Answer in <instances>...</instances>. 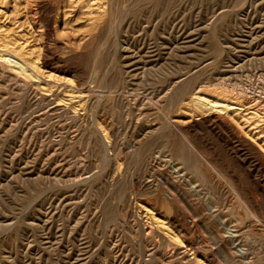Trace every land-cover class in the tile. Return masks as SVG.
Wrapping results in <instances>:
<instances>
[{"label":"rangeland","instance_id":"rangeland-1","mask_svg":"<svg viewBox=\"0 0 264 264\" xmlns=\"http://www.w3.org/2000/svg\"><path fill=\"white\" fill-rule=\"evenodd\" d=\"M13 1L3 0L2 3L0 2V28L2 27L4 31L2 32L1 30L0 33L3 35L8 34L7 36L10 38L8 39L11 41H17V45L18 43L21 45L23 53L29 51L25 53L26 58L28 54L31 59H27L31 63L32 61L34 62L32 65L36 64V66H29L38 72L33 77L36 81L28 75H22L19 71L15 70L14 72L13 69L0 65V68L2 67L0 69V264H192L189 257L184 258L166 247L168 240L165 239L168 236L159 231L157 226L153 227L151 223H148L149 225L144 223L146 222L144 219L145 212L150 211L151 213L153 206L149 203L150 201L148 202V197L150 198L152 195L151 192L146 187H143V182L150 176L151 172L147 176L145 168L135 164L139 147L134 144L140 141L143 143V147H147L148 144V148H152L158 142L157 145L161 151L177 149L188 160L190 159V162L203 164L198 169L200 170L199 172H203L207 176L211 174L215 179H219L223 175H219L214 170L211 171L207 162L218 163V160H220L219 163H223V161L224 163H231V168L228 170L230 173H228L233 178V181L237 175L243 173L236 180L243 181L245 189L249 188L248 192L252 191V196H255V199L260 204L257 218L254 216L250 217L248 213L246 222L248 258L253 264H264V209H262L264 207V180L252 166L253 161L260 156L264 157V147L260 145L263 142L257 145L256 136L254 138V134H252L255 131L250 132L252 127L249 123L242 122L243 119L240 118L236 120L237 125L235 126L240 130L242 129L241 131L245 137L244 142L247 144L246 150H243L232 136L223 133L218 127L216 130L208 131L199 126L191 130L192 135L189 137L190 142L201 148V151L197 153L189 147L183 138L177 136L179 135L178 132L174 134V131H176L174 129L175 126L171 124L175 120L188 122L193 120V118L196 120V118L201 117L192 113L191 119V113L188 112L189 114H187L184 109L182 110L180 103L178 104L181 106L176 105L186 93L185 97L189 98L191 95L188 90L189 87L190 90L196 89L195 92H199L202 96L212 100H217V95L222 91L231 90L232 92L228 91V98L236 96V98L244 99L247 96L250 100L248 101L246 97L244 100L247 103L250 102V105L254 103V106L257 105L258 108L260 107V109L264 110V1L73 0L74 3L72 0H64V2L63 0ZM21 4L23 6H20ZM57 4L59 5L57 6ZM18 6L20 9H18ZM82 8L85 9L84 12ZM25 9L26 14L29 13L30 16H26ZM17 10L22 11H19V13ZM219 12H223V14L220 15ZM40 15L41 18L43 17L42 19H40ZM46 20L48 21L47 23ZM88 21L90 22L88 23ZM50 26L51 28L49 29ZM11 29H14L13 32H11ZM9 32L14 38L9 35ZM24 49L27 50L25 51ZM71 49L74 51L71 52ZM76 53L78 56H76ZM68 56H72V60H69L71 58H67ZM217 57L219 61L216 59ZM207 63L209 66L204 65ZM197 70L200 71L198 72ZM87 71L88 73H86ZM193 72H198L194 74L196 78L193 76ZM181 73L184 74L181 84L177 86L179 89L175 87L176 90L174 89L175 91H173V87H171L173 83L171 82L178 76L181 77ZM191 74L192 76H190ZM21 75L22 78L20 77ZM188 75L190 76L189 78L186 77ZM85 78H87V81ZM42 79L44 80L42 81ZM102 82L103 84H101ZM191 84H194L193 89ZM183 88H186L185 92ZM70 90L71 92L75 91L83 94V108H75L72 103L65 99V95L67 96ZM181 90H183V94H181L182 92L180 93ZM167 92L170 93L167 94ZM178 92L182 95V98L180 94H177ZM168 95L171 97L175 96L171 98ZM178 96L180 98H177ZM49 102L51 103L49 104ZM58 102L59 108L56 105ZM89 103L90 107H88ZM172 105L176 106V108L172 107ZM111 106H113V109ZM177 108L178 110H176ZM115 109H117L116 112ZM173 112H176V115ZM71 113L72 115H70ZM115 114L116 116L120 115L118 118L121 119L119 120ZM183 114L186 115L183 116ZM187 115L190 119H188ZM114 116L116 119L112 118ZM170 119L173 120L170 121ZM112 120L114 123H111L113 122ZM106 122L109 124L108 127ZM91 123L96 125L94 124L95 126L93 125V127L90 125ZM135 123L136 126H134ZM138 123L141 124L139 125ZM137 125L140 127H137ZM161 125L164 130L160 128ZM188 125L190 126L188 123L186 127H189ZM246 125L249 126L247 127ZM149 128L151 130L158 128L161 131L159 133L157 130V133L149 134ZM100 129L103 130L101 131ZM172 129L173 131H171ZM246 129L248 130L246 131ZM90 130H92V133ZM131 131L132 134H130ZM76 132L78 134L75 135ZM96 132L99 133L96 135ZM247 133L250 134L248 135ZM91 134L92 136H90ZM217 134L219 135L217 136L218 138L214 137ZM104 136H108V138H104ZM87 137L88 139L86 140ZM158 137H162L161 140ZM250 137H253V142H251L253 139ZM123 140H126V144ZM199 141L203 144H200ZM91 142H93L92 147ZM225 145L229 146L230 153L225 149ZM109 148L113 150H108ZM106 149L109 152L108 154ZM216 153L218 155L214 156ZM226 153L228 154L226 155ZM102 154L104 155L102 156ZM246 156H248V159ZM244 160L246 163L245 169H240L238 163L244 162ZM113 161L117 162L114 163L115 166ZM137 172L139 174H136ZM106 173L108 176L105 175ZM133 173L135 175H131ZM245 176L248 177L245 178ZM243 178L244 180H242ZM102 183L108 188H104ZM257 183L262 186L263 192L255 188ZM245 184H247V187ZM139 190L142 191V194ZM145 190H148L149 193ZM235 190L238 191L236 185ZM116 193L118 194L116 195ZM134 195L137 196L136 200ZM122 196L125 200L122 199ZM143 198L145 199L143 200ZM114 202L117 205L119 204V207L114 205ZM135 203H138L139 207ZM123 205H125L124 208ZM140 206L146 207V209ZM149 207L151 209L148 210ZM136 209L137 211H135ZM187 212L181 211V215L186 218L187 223H191L192 219L194 220L195 212L194 210ZM240 213H243L244 216L246 215L245 210H241ZM135 214L136 217H134ZM125 215L127 216L126 219ZM142 215L144 216L142 217ZM197 223L196 221L194 227L197 240L203 245L214 247V242L210 240L207 229ZM147 228L155 230L159 243L155 241L156 239H152L150 235H147L149 234V231L146 230Z\"/></svg>","mask_w":264,"mask_h":264},{"label":"bare ground","instance_id":"bare-ground-1","mask_svg":"<svg viewBox=\"0 0 264 264\" xmlns=\"http://www.w3.org/2000/svg\"><path fill=\"white\" fill-rule=\"evenodd\" d=\"M3 1V0H2ZM2 1H0L2 3ZM16 0H14L13 2H15ZM33 1V0H32ZM39 1V0H38ZM43 1V0H41ZM59 1V0H58ZM68 1V0H66ZM78 1V0H77ZM83 1V0H81ZM101 1V0H100ZM264 1V0H263ZM18 2V0H17ZM26 2V1H25ZM24 2V3H25ZM37 2V0H36ZM62 2V1H61ZM64 2V0H63ZM70 2V1H69ZM73 2V0H72ZM110 2V1H109ZM0 3V4H1ZM23 3V4H24ZM35 3V2H33ZM58 3V2H57ZM74 3V2H73ZM77 3V2H76ZM80 3V2H79ZM92 3V2H91ZM15 4V3H14ZM17 4V3H16ZM30 4V3H29ZM32 4V3H31ZM41 4V3H40ZM43 4V3H42ZM71 4V3H70ZM84 4V3H83ZM88 4V2H87ZM258 4V3H257ZM25 5V4H24ZM56 5V4H55ZM59 4H57L58 6ZM66 5V4H65ZM69 5V4H68ZM77 5V4H76ZM81 5V4H80ZM90 5V4H89ZM92 5V4H91ZM126 5V4H125ZM151 5V4H150ZM155 5V4H154ZM239 5V4H238ZM20 6H23L22 4ZM41 6V5H39ZM48 6V5H47ZM46 6V8H47ZM74 6V5H73ZM78 6V5H77ZM84 6V5H83ZM88 6V5H87ZM86 6V7H87ZM98 6V5H96ZM15 7V5H14ZM13 7V8H14ZM33 7V6H32ZM64 7V5H63ZM81 7V6H80ZM85 7V8H86ZM105 7V6H104ZM26 8V6H25ZM52 8V7H51ZM50 8V9H51ZM60 8V7H59ZM70 8V7H69ZM77 8V7H76ZM75 8V9H76ZM108 8V7H107ZM130 8V7H128ZM16 9H17V6H16ZM18 9H20V7L18 6ZM22 9V8H21ZM24 9V8H23ZM28 9V8H27ZM31 9V8H29ZM83 9V8H82ZM103 9V8H102ZM110 9V8H109ZM121 9V8H120ZM207 9V8H206ZM35 10V9H34ZM53 10V9H52ZM55 10V9H54ZM67 10V9H66ZM85 9H83V12H84ZM94 10V9H92ZM131 10V9H130ZM16 11V10H15ZM20 11V10H19ZM17 10V12H19ZM22 11V10H21ZM20 11V12H21ZM41 11V10H40ZM64 11V10H63ZM75 11V10H73ZM81 11V10H80ZM87 11V10H86ZM90 11V10H89ZM198 11V10H197ZM220 11V10H219ZM225 11V10H223ZM230 11V10H229ZM1 12V10H0ZM19 12V13H20ZM68 12V11H67ZM105 12V11H104ZM137 12V11H136ZM242 12V11H241ZM14 14V12H12ZM18 13V14H19ZM41 13V12H40ZM47 13V12H46ZM64 13V12H63ZM88 13V12H87ZM114 13V12H113ZM112 13V14H113ZM217 13V12H216ZM220 15L223 14V12H219ZM227 13V11H226ZM225 13V15H226ZM17 14V13H16ZM15 14V15H16ZM25 14H26V9H25ZM49 15V13H47ZM53 14V13H52ZM73 14V13H72ZM80 14V13H78ZM85 14V13H84ZM1 15V14H0ZM3 15V14H2ZM8 15V14H7ZM11 15V14H10ZM29 15L26 14V16ZM31 15H33L31 13ZM66 15V14H65ZM83 15V14H82ZM80 15V16H82ZM105 15V14H104ZM132 15V14H130ZM165 15V14H164ZM263 15V14H262ZM25 16V15H24ZM30 16V15H29ZM52 16V15H51ZM69 16V15H67ZM79 16V15H78ZM86 16V14H85ZM103 16V15H102ZM218 16V15H217ZM224 16V15H223ZM34 17V16H33ZM57 17V16H56ZM70 17V16H69ZM68 17V18H69ZM77 17V15H76ZM122 17V16H121ZM239 17V16H238ZM36 18V16H35ZM43 18V17H42ZM41 18V15H40V19ZM45 18V17H44ZM49 18V16H48ZM78 18V17H77ZM84 18V17H83ZM94 18V17H93ZM99 18V17H98ZM107 18V17H106ZM119 18V17H118ZM152 18V17H151ZM220 18V17H219ZM15 19V18H14ZM64 19V17H63ZM67 19V18H66ZM86 19V18H85ZM88 19V18H87ZM1 20V19H0ZM18 20V19H17ZM24 20V19H23ZM35 20V19H34ZM48 20V19H47ZM46 20V23L49 21ZM99 20V19H98ZM102 20V19H101ZM116 20V19H115ZM132 20V19H131ZM6 21V20H5ZM12 21V20H11ZM58 21V20H57ZM68 21V20H67ZM111 21V20H110ZM114 21V20H113ZM19 22V21H18ZM51 22V21H50ZM90 21H88L89 23ZM108 22V21H107ZM11 23V22H10ZM29 23V22H28ZM39 23V22H38ZM41 23V22H40ZM44 23V22H43ZM45 23V25H47ZM69 23V22H68ZM102 23V22H101ZM228 23V22H227ZM252 23V22H251ZM5 24V23H4ZM12 24V23H11ZM9 24V25H11ZM66 24V22H65ZM64 24V25H65ZM104 24V23H103ZM146 24V23H145ZM14 25V24H13ZM50 25V23H49ZM63 25V26H64ZM68 25V24H67ZM74 25V23H73ZM98 25V24H97ZM216 25V24H215ZM3 26V25H2ZM5 26V25H4ZM12 26V25H11ZM22 26V25H21ZM20 26V27H21ZM39 26V25H38ZM71 26V25H70ZM89 26V25H88ZM101 26V24H100ZM107 26V25H106ZM128 26V25H127ZM24 27V26H23ZM102 27V26H101ZM113 27V26H112ZM4 28V27H3ZM22 28V27H21ZM21 28H19L21 30ZM48 28V27H47ZM51 28V26L49 27V29ZM120 28V27H119ZM6 29V28H5ZM9 29V28H8ZM30 29V28H29ZM72 29V28H71ZM110 29V28H109ZM2 29V27L0 28V31ZM13 32L14 29H11ZM17 30V29H16ZM105 30V29H104ZM102 31V30H101ZM7 32V31H6ZM39 32V31H38ZM62 32V31H61ZM82 32V31H80ZM195 32V31H194ZM25 33V32H24ZM30 33V32H29ZM47 33V32H46ZM105 33V32H104ZM28 34V33H27ZM8 34H1L0 33V65L2 66H5V68H8V69H13V71L15 72L16 71H19V73L21 72L22 75H28L29 77H35V75L37 74L36 72V69H31L29 65H32V63H34L32 61L27 59V58H30L31 57H28V54H27V58H26V54L25 53H28L29 51L23 53V49L21 48V45H17V41H11L9 40V36H7ZM9 35H10V32H9ZM16 35V34H15ZM51 35V34H50ZM53 35V34H52ZM87 35V34H86ZM95 35V34H94ZM12 37V35H10ZM22 36H25V35H22ZM31 36V35H30ZM178 36V35H177ZM260 36V35H259ZM16 37V36H15ZM38 37V36H37ZM46 37V36H45ZM84 37V36H82ZM9 38V39H8ZM14 38V36L12 37ZM11 38V39H12ZM24 38V37H23ZM39 38V37H38ZM72 38V37H71ZM89 39V37H87ZM235 38V37H234ZM17 39V38H16ZM15 39V40H16ZM83 39V38H82ZM87 39V40H88ZM102 39V38H101ZM72 40V39H71ZM85 40V39H84ZM136 40V39H135ZM220 40V39H219ZM32 41V40H31ZM30 41V42H31ZM34 41V40H33ZM22 42V41H21ZM25 42V41H24ZM23 42V43H24ZM29 42V43H30ZM80 42V41H79ZM78 42V44H79ZM225 42V41H224ZM34 43V42H33ZM71 43V42H70ZM28 44V43H27ZM35 44V43H34ZM84 44V43H83ZM259 44V43H258ZM30 45V44H29ZM66 46V44H64ZM69 45V44H67ZM219 45V44H218ZM32 47V46H31ZM86 47V45H85ZM98 47V46H97ZM221 47V46H220ZM249 47V46H248ZM252 47V46H251ZM23 48H25L23 46ZM27 48V47H26ZM69 48V47H67ZM73 48V46H72ZM77 48V47H75ZM228 48V47H227ZM33 49V48H32ZM64 49V47H63ZM66 49V47H65ZM127 49V48H126ZM25 50V49H24ZM27 50V49H26ZM25 50V51H26ZM54 50V49H53ZM69 50V49H68ZM66 50V51H68ZM72 50V49H71ZM224 50V49H223ZM74 50H72L71 52H73ZM222 51V50H221ZM75 53V52H74ZM177 53V52H176ZM222 53V52H221ZM68 54V53H67ZM66 54V55H67ZM70 54V52H69ZM149 54V53H148ZM57 55V54H56ZM73 55V53H72ZM223 55V54H222ZM227 55V54H226ZM251 55V54H250ZM54 56V55H53ZM58 56V55H57ZM62 56V55H61ZM76 56L77 53H76ZM75 56V57H76ZM225 56V55H224ZM249 56V55H248ZM39 57V56H38ZM59 57V56H58ZM72 56H68L67 58H71ZM192 57V56H191ZM214 57V56H212ZM219 57V56H218ZM218 57L216 58L218 60ZM239 57V56H238ZM33 58V57H32ZM60 58V57H59ZM66 58V57H65ZM78 59V57H76ZM84 58V57H83ZM104 58V57H103ZM129 58V57H128ZM142 58V57H141ZM253 58V57H252ZM41 59V58H40ZM58 59V58H57ZM154 59V58H153ZM211 59V58H210ZM214 59V58H213ZM34 61H36L35 59H32ZM60 60V59H59ZM62 60V59H61ZM66 60V59H65ZM68 60V59H67ZM69 60H72L69 59ZM82 60V59H81ZM98 60V59H97ZM106 60V59H105ZM207 60V59H206ZM251 60V59H250ZM74 61V60H73ZM148 61V60H147ZM208 61V60H207ZM219 61V60H218ZM217 61V62H218ZM37 62V61H36ZM66 62V61H65ZM31 63V64H30ZM68 63V61H67ZM103 63V62H101ZM106 63V62H105ZM205 63V62H204ZM38 64V63H37ZM41 64V63H40ZM74 64V63H73ZM77 64V63H76ZM113 64V63H112ZM213 64H215L213 62ZM105 65V64H104ZM204 65H208L207 64H204ZM228 65V64H227ZM32 66H36L35 65H32ZM209 66V65H208ZM207 66V67H208ZM39 67V66H38ZM200 67V66H199ZM203 67V66H202ZM201 67V68H202ZM205 67V66H204ZM2 68V67H1ZM0 68V69H1ZM4 68V67H3ZM209 68V67H208ZM198 69V68H197ZM204 69V68H203ZM205 69H207L205 67ZM3 70V69H2ZM41 70V69H40ZM104 70V69H103ZM195 70V69H193ZM232 70V68H231ZM234 70V68H233ZM12 71V70H11ZM94 71V70H92ZM143 71V70H142ZM198 72L200 70H197ZM5 72V71H4ZM104 72V71H103ZM190 72V71H189ZM197 72V73H198ZM202 72V71H201ZM3 73V72H2ZM17 73V72H16ZM20 73V74H21ZM88 73V71L86 72ZM92 73V72H91ZM196 73V72H195ZM193 72V76L195 74ZM196 73V74H197ZM18 74V73H17ZM43 74V72H42ZM99 74V73H98ZM110 74V73H109ZM182 74V73H181ZM184 74V73H183ZM183 74L181 77L178 76V78H176L175 80H173V83L171 87L173 91H175V87L179 86L182 82V79H183ZM227 74V73H226ZM19 75V74H18ZM22 75L20 76L22 78ZM40 75V74H39ZM85 75V74H84ZM102 75V74H101ZM186 75V74H185ZM257 75V74H256ZM43 76V75H42ZM46 76V75H45ZM52 76V75H51ZM49 76V77H51ZM170 76V75H169ZM174 76V75H173ZM177 76V74H176ZM192 76V74L190 75ZM189 75L186 76V77H190ZM197 76V75H196ZM41 77V75H40ZM54 77V76H53ZM84 77V76H83ZM175 77V76H174ZM195 77V76H194ZM193 77V78H194ZM43 78V77H42ZM52 78V77H51ZM94 78V77H93ZM187 78V79H188ZM196 78V77H195ZM194 78V79H195ZM9 79V78H8ZM34 79V78H33ZM55 80V77L53 78ZM64 79V78H63ZM62 79V80H63ZM86 81H87V78H85ZM194 79H191V80H194ZM203 79V78H202ZM264 79V78H263ZM19 80V79H18ZM17 80V82H18ZM29 80V79H28ZM32 80V79H31ZM30 80V81H31ZM36 80V79H34ZM44 79H42L43 81ZM51 80V79H50ZM67 80V79H66ZM100 80V79H99ZM98 80V81H99ZM27 81V80H26ZM37 81V80H36ZM46 81V79H45ZM49 81V80H48ZM56 81V80H55ZM167 81V80H166ZM165 81V82H166ZM185 81V80H184ZM201 81V80H200ZM34 82V81H33ZM39 82V81H38ZM47 82V81H46ZM58 82V81H57ZM68 82V81H67ZM72 82V81H71ZM188 82H190L188 80ZM193 82V81H191ZM225 82V81H224ZM227 82V81H226ZM35 83V82H34ZM66 83V82H64ZM85 83V82H84ZM116 83V82H115ZM169 83V82H168ZM187 83V82H186ZM194 83V82H193ZM263 83V82H261ZM36 84V83H35ZM43 84V83H42ZM46 84V83H45ZM50 84V83H49ZM55 84V83H54ZM60 84V83H59ZM76 84V83H75ZM90 84V83H89ZM103 84V82L101 83ZM188 84V83H187ZM198 84V83H197ZM196 84V85H197ZM264 84V83H263ZM28 85V84H26ZM37 85V84H36ZM40 86V84H38ZM56 85H58V83H56ZM61 85V84H60ZM66 85V84H65ZM73 85V83H72ZM81 85V84H80ZM86 85V84H85ZM161 85V84H160ZM171 85V84H170ZM192 85V84H191ZM238 85V84H237ZM2 86V85H1ZM33 86V85H32ZM43 86V85H42ZM64 86V85H63ZM98 86V84H97ZM100 86V85H99ZM183 86V85H181ZM180 86V87H181ZM193 86L194 84L191 86L192 89H193ZM200 86V85H199ZM242 86V85H241ZM34 87V86H33ZM48 87V86H47ZM66 87V86H65ZM76 88V86H74ZM73 87V88H74ZM82 87V86H81ZM84 87V85H83ZM87 87V86H86ZM85 87V89H86ZM162 87V86H161ZM160 87V88H161ZM166 87V86H165ZM164 87V88H165ZM184 87V86H183ZM186 87V86H185ZM220 87V86H219ZM4 88V87H3ZM51 88V87H50ZM55 88V87H54ZM68 88V87H66ZM103 88V87H102ZM178 88V87H177ZM187 88V87H186ZM185 88V89H186ZM200 88V87H199ZM38 89V88H37ZM60 89V88H59ZM62 89V88H61ZM70 89V88H69ZM98 89V88H97ZM144 89V88H143ZM163 89V88H162ZM169 89V88H168ZM175 89V90H174ZM179 89V88H178ZM181 89V88H180ZM185 89L183 88L184 92H185ZM203 89V88H201ZM200 89V90H201ZM225 89V88H224ZM28 90V89H27ZM36 90V89H35ZM48 89L46 88V91ZM54 90V89H52ZM51 90V91H52ZM76 90V89H75ZM79 90V89H78ZM84 90V89H83ZM113 90V88H112ZM183 90L180 91L181 94H183ZM188 90L191 92V95L189 96V98L185 97V96L182 98V95L178 92L177 94L181 96L182 99H178L179 102H177L176 105H180L182 107V110L184 109L187 114L189 113H193V114H196L197 116H201L200 118L198 117V119L196 118V120L193 118V120H190V121H186V122H183L181 120H175L173 121L171 124H174L175 126V130L174 131V134L175 132H178L179 135L177 136H180V138H183V140L189 145V147L195 151V152H200L201 151V148L196 146V144L194 145L192 142H190L189 140V137L192 135V129L194 127L198 128L199 126H201L202 128H205L206 130L208 131H212V130H216V128L218 127V129H220L223 133L227 134L228 136H232L234 138V140H236V143L239 144V146L243 149V150H246L247 149V144L244 142V135L242 133V129L240 130L237 126V122L236 120L242 118V122H247L249 123V125L252 127L250 128V132L251 131H255L254 133V138L256 136V141H257V145H259L258 143H262L263 144H260L262 145L261 147H264V110L260 109V107L258 108V106H254V103L253 105H250V102L247 103L246 100V97L244 99L242 98H236L233 97V98H228V94L229 92H232L231 90H224L222 91L221 93H219L217 95V100H212L206 96H202L199 92H195L196 89H193V90H190V87L188 88ZM199 90V89H198ZM37 91V90H36ZM39 91V90H38ZM57 91V90H56ZM86 91V90H85ZM92 91V90H90ZM162 91V90H161ZM172 91V92H173ZM209 91V90H208ZM217 91V89H216ZM229 91V92H228ZM247 91V90H246ZM41 92V91H40ZM48 92V91H47ZM63 92V90H62ZM67 92V91H66ZM69 92V91H68ZM88 92V91H87ZM110 92V91H109ZM171 92V91H170ZM170 92H167L170 93ZM188 92V93H190ZM58 93V92H57ZM96 93V92H95ZM159 93V92H158ZM244 93V92H243ZM66 94V93H65ZM176 94V95H177ZM233 94V93H232ZM231 94V95H232ZM264 94V93H263ZM48 95V94H47ZM64 95V94H63ZM89 95V94H88ZM154 95V94H153ZM160 95V94H158ZM170 95V94H169ZM168 95V96H169ZM24 96V95H23ZM49 96V95H48ZM163 96V95H162ZM175 95H173L174 97ZM243 96V95H242ZM58 97V95H57ZM65 99L69 102V103H72V106L74 105L75 108H81L83 106V94L82 93H79V92H75V91H72L70 90L69 94H67V96L65 95ZM85 97V96H84ZM171 97V96H169ZM171 97V98H173ZM241 97V96H240ZM159 98V97H158ZM166 98V97H165ZM177 98H180L179 96ZM251 98V97H250ZM26 99V98H25ZM28 99V98H27ZM52 99H55V98H52ZM57 99V98H56ZM60 99V98H58ZM63 99V98H61ZM86 99V98H84ZM100 99V98H99ZM175 99V98H174ZM248 99V97H247ZM78 100V101H76ZM92 100V99H90ZM94 100V99H93ZM112 100V98H111ZM177 101V99H175ZM252 100V98H251ZM255 100V99H254ZM64 101V100H62ZM97 101V100H96ZM123 101V100H122ZM171 101V100H169ZM168 101V102H169ZM175 101V102H176ZM248 101H250L248 99ZM257 101V100H256ZM264 101V99H263ZM91 102V101H90ZM108 102V101H107ZM166 102V103H168ZM173 102V101H172ZM262 102V101H260ZM51 102H49L50 104ZM57 103V101H56ZM88 103V102H87ZM100 103V102H99ZM110 103V102H109ZM120 103V102H119ZM180 103V104H178ZM251 103V104H252ZM173 104V103H172ZM261 104V103H260ZM17 105V104H16ZM27 105V104H26ZM57 105V108L58 105H59V102ZM55 105V106H56ZM62 105V104H61ZM66 105V104H65ZM85 105V104H84ZM87 105V104H86ZM96 105V103H95ZM98 105V104H97ZM103 105V104H102ZM101 105V106H102ZM112 105V104H111ZM174 105V104H173ZM172 105V107H174ZM262 105V104H261ZM69 106V105H68ZM105 106V105H104ZM119 106V104H118ZM263 106V105H262ZM51 107V106H50ZM53 107V106H52ZM62 107V106H61ZM66 107V106H65ZM71 107V106H70ZM90 107V103H89V106ZM113 106H111L112 108ZM123 107V106H122ZM139 107V106H138ZM170 107H171V104H170ZM178 107V106H177ZM27 108V107H26ZM34 108V107H33ZM42 108V107H41ZM49 108V107H47ZM56 108V109H57ZM68 108V107H67ZM83 108V107H82ZM87 108V107H86ZM129 108V107H128ZM176 108V106L174 107ZM31 109V108H30ZM54 109V107H53ZM52 109V110H53ZM65 109V108H63ZM62 109V110H63ZM69 109V108H68ZM67 109V110H68ZM73 109V108H72ZM113 109V108H112ZM27 110V109H26ZM47 110V109H46ZM49 110V109H48ZM61 110V111H62ZM71 110V109H70ZM85 110V109H84ZM88 110V108H87ZM102 110V109H101ZM117 109H115V112H116ZM172 110V109H171ZM175 110V109H174ZM178 110V108L176 109ZM175 110V111H176ZM45 111V110H44ZM69 111V110H68ZM81 111V110H80ZM89 111V110H88ZM109 111V110H108ZM113 111V110H112ZM120 111V110H118ZM144 111V110H143ZM50 112V111H49ZM48 112V113H49ZM71 112V111H70ZM79 112V111H77ZM76 112V113H77ZM178 112V111H177ZM189 112V113H188ZM52 113V112H51ZM57 113V111H56ZM61 113V112H60ZM110 113V112H109ZM174 114L176 112H173ZM182 113V112H181ZM180 113V114H181ZM185 113V112H184ZM42 114V112H41ZM46 114V113H45ZM69 114V113H68ZM74 114V112H73ZM80 114V113H79ZM114 114V113H113ZM112 114V115H113ZM117 114V113H116ZM115 114V116H116ZM124 114V113H123ZM130 114V113H129ZM142 114V113H141ZM140 114V115H141ZM190 114V117L192 119V116L193 114L191 115ZM40 115V114H39ZM57 115V114H56ZM54 115V116H56ZM72 115V113L70 114ZM68 115V116H70ZM85 115V114H84ZM176 115V114H175ZM186 115V114H183V116ZM75 116V115H74ZM77 116H78V113H77ZM112 117L113 119L115 118ZM120 117V115H118ZM118 116H116L118 118ZM124 116V115H122ZM134 116V115H133ZM142 116V115H141ZM76 117V116H75ZM85 117V116H84ZM90 117V116H89ZM93 117V116H92ZM91 117V118H92ZM137 117V116H135ZM178 117H179V113H178ZM182 117V116H181ZM188 117V115H187ZM88 118V117H87ZM78 119V117H77ZM111 119V117H110ZM109 119V120H110ZM116 119V118H115ZM119 119V118H118ZM121 119V118H120ZM119 119V120H120ZM124 119V118H123ZM122 119V120H123ZM133 119V118H132ZM136 119V118H135ZM145 119V118H144ZM157 119V118H156ZM188 119H190L188 117ZM103 120V119H102ZM106 120V118H105ZM134 120V119H133ZM173 120V119H170V121ZM199 120H201L199 122ZM74 121V120H73ZM113 121V120H112ZM124 121V120H123ZM132 121V120H131ZM129 121V122H131ZM149 121V120H148ZM147 121V122H148ZM98 122V121H97ZM102 122V121H101ZM105 122V121H104ZM136 122V121H135ZM236 122V123H235ZM244 122V123H245ZM63 123V122H62ZM76 123V122H75ZM110 123V122H109ZM111 123H114L111 122ZM110 123V124H111ZM116 123V122H115ZM132 123V122H131ZM158 123V122H157ZM164 123V122H163ZM190 124L189 127H186L187 124ZM235 123V124H234ZM243 123V124H244ZM66 124V123H65ZM81 124V123H80ZM83 124V123H82ZM95 124V123H94ZM93 124V125H94ZM108 123L106 122V125ZM117 124V123H116ZM115 124V125H116ZM119 124V123H118ZM139 124V123H138ZM141 124V123H140ZM139 124V125H140ZM159 124V123H158ZM64 125V124H63ZM92 125V123L90 124ZM92 125V126H93ZM96 125V124H95ZM94 125V126H95ZM105 125V123H104ZM128 125V123H127ZM130 125V123H129ZM137 125V127L139 126ZM146 125V124H145ZM156 125V123H155ZM167 126H169L168 124H166ZM239 125V123H238ZM248 125V126H249ZM66 126V125H65ZM68 126V125H67ZM71 126V125H69ZM93 126V127H94ZM109 126V124L107 125V127ZM136 126V123L135 125ZM133 126V127H134ZM153 126V125H151ZM157 126V125H156ZM247 126V125H246ZM247 126V127H248ZM100 127V126H98ZM111 127V126H110ZM109 127V128H110ZM126 128V126H124ZM123 127V128H124ZM131 127V126H130ZM129 127V128H130ZM140 127V126H139ZM164 127V126H163ZM239 127L241 128V126L239 125ZM246 127V128H247ZM102 128V127H101ZM113 128H114V125H113ZM132 128V127H131ZM146 128V127H145ZM148 128V127H147ZM154 128V127H153ZM161 129L162 128V125L160 127ZM170 128V127H169ZM201 128V129H202ZM245 128V127H243ZM40 129V128H39ZM67 129V128H66ZM73 129V128H72ZM98 129V128H96ZM127 129V128H126ZM142 129V128H141ZM144 129V128H143ZM160 129V131H161ZM77 130V129H76ZM101 130V129H100ZM103 130V129H102ZM101 130V131H102ZM118 130V129H117ZM121 130V129H120ZM124 130V129H123ZM133 130V129H132ZM136 130V129H135ZM158 130V128H155L154 130L150 129L149 128V131L148 133L149 134H152L153 132H156ZM164 130V129H163ZM162 130V131H163ZM248 129H246L247 131ZM92 130H90L91 132ZM98 131V130H97ZM106 130L104 129V133L106 134L105 132ZM110 131V130H109ZM115 131V130H114ZM125 131V130H124ZM128 131V130H127ZM138 133H140L138 130H136ZM160 131L158 130V132L160 133ZM173 131V129L171 130ZM198 131V130H197ZM201 131V130H200ZM82 132V131H81ZM85 132V131H84ZM87 132V131H86ZM108 132V130H107ZM121 132V131H120ZM144 132V131H143ZM142 134H146V132H144ZM169 132V131H167ZM203 132V130H202ZM62 133V132H61ZM92 133V132H91ZM94 133V132H93ZM97 133L99 132H96V135ZM102 133V132H101ZM113 133V132H112ZM118 133V132H117ZM129 133V131H128ZM127 133V134H128ZM134 133V132H133ZM157 133V132H156ZM155 133V134H156ZM173 133V132H172ZM209 133V132H208ZM211 133V132H210ZM214 133V132H213ZM219 133V132H218ZM78 134V132L75 133V135ZM88 134V133H87ZM110 134V133H109ZM115 134V132H114ZM132 134V131L131 133ZM129 134V135H130ZM134 134H137V133H134ZM133 134V135H134ZM166 134V133H165ZM170 134V133H169ZM204 134V133H203ZM222 134V133H220ZM245 134V133H244ZM248 134V133H247ZM250 134V133H249ZM248 134V135H249ZM65 135V134H64ZM95 135V136H96ZM100 135V134H99ZM104 135V134H103ZM113 135V134H112ZM111 135V136H112ZM124 135V133H123ZM129 135H125V136H129ZM154 135V134H153ZM172 135V134H171ZM195 135V133H194ZM209 135V134H207ZM207 135H204V136H207ZM92 136V134L90 135ZM101 136V135H100ZM99 136V137H100ZM116 136V134H115ZM135 136H138V135H135ZM156 136V135H155ZM159 136V135H158ZM162 136V135H161ZM176 136V135H175ZM197 136V135H196ZM219 136L218 134L214 137H217ZM223 136V135H222ZM227 136V137H228ZM126 137V138H127ZM131 137V135L129 136ZM139 137V136H138ZM141 137V136H140ZM163 137V136H162ZM161 137V138H162ZM194 137V136H193ZM247 137V136H246ZM93 138V137H91ZM95 138V137H94ZM104 138H108L104 136ZM103 138V140H104ZM118 138V137H117ZM122 138V137H121ZM160 137H158L159 139ZM160 138V140H161ZM171 138V137H170ZM202 138V137H201ZM218 138V137H217ZM221 139V137H219ZM253 139V137H250ZM53 139V138H52ZM88 139V137L86 138V140ZM90 139V138H89ZM111 139V138H109ZM108 139V140H109ZM113 139V138H112ZM111 139V140H112ZM132 139V137H131ZM147 139V138H146ZM155 139V138H154ZM173 139V138H172ZM171 139V140H172ZM224 139V138H223ZM231 139V137H230ZM92 140V139H91ZM107 140V139H105ZM107 140V141H108ZM116 140V139H115ZM134 140V139H133ZM145 140V139H143ZM149 140V139H148ZM159 140V141H160ZM182 140V142H183ZM228 140V139H227ZM102 141V139H101ZM124 141V140H123ZM122 141V142H123ZM126 141V140H125ZM124 141V143H125ZM128 141V140H127ZM132 141V140H131ZM155 141V140H154ZM254 139L251 141L253 142ZM88 142V141H87ZM133 142V141H132ZM136 142V141H135ZM157 142V141H156ZM162 142V141H161ZM165 142V141H164ZM176 142V141H175ZM197 142V141H196ZM200 142V141H199ZM223 142V140H222ZM231 142V141H230ZM61 143V142H60ZM104 143V142H103ZM107 143V142H106ZM111 143V142H110ZM115 143V142H114ZM123 143V144H124ZM158 143V142H157ZM157 143H155V145L152 146V148H148V144H147V147H143V143L138 142V143H135L134 145L136 147H139V153L136 155V160H135V164L138 166V165H141L142 167L145 168L146 170V174L148 176V173H150L145 181L143 182L144 185L143 187H146L150 192H151V197L149 198L148 197V202L152 204L153 206V209L151 210L152 212L150 213L149 212H145V217L144 219L146 220V223L147 225H149L148 223H151L154 226H157V229L161 232H163L167 237V239L165 240H168V242H166V247L170 248L174 253H178V255L182 256V257H189L190 258V262L192 264H253V262L248 258V240H246V235L248 236V234H246V231H247V220H248V213L250 215V217L254 216L255 218H257V212H258V209H259V201H257L255 199V196L253 197L252 194H251V188H250V191L251 192H248V189H245V186H244V182L240 181V180H236L239 177H241V175L243 173H241V175H237V177L234 179L233 181V178L229 175V169L231 168V163H228V162H225L223 161V163H219L220 160H218L219 162H207V164H209L208 166L211 168V171L214 170L215 172L219 173V175H223V176H220L219 179H215L213 178V176H211V174L209 176L207 175H204L203 172H199L200 170V166L203 165V164H199L197 162L195 163H192L188 160V158H186L185 155H183L182 153H180V151H178L177 149H172V150H169V151H161L160 147L157 145ZM177 143V142H176ZM202 142H200L201 144ZM220 143V141H219ZM228 143V142H227ZM91 144V147H92V144L93 142L90 143ZM122 144V145H123ZM126 144V143H125ZM146 144V143H145ZM203 144V143H202ZM222 144V143H221ZM225 144V143H224ZM229 144V143H228ZM237 144V146H238ZM110 145V144H109ZM116 145V144H115ZM128 145V144H127ZM130 145V144H129ZM133 145V144H132ZM181 145V144H180ZM218 145V144H217ZM254 145V143H253ZM99 146V145H98ZM108 146V144H107ZM118 146V145H117ZM134 146V147H135ZM161 146V145H160ZM166 146V145H165ZM168 146V145H167ZM172 146V145H171ZM183 146V145H182ZM205 146V145H204ZM207 146V145H206ZM236 146V147H237ZM82 147V146H81ZM90 147V148H91ZM105 147V145H104ZM112 147V146H111ZM126 147V146H125ZM131 147V146H130ZM135 147V148H136ZM202 147V146H201ZM215 147V146H214ZM95 148V147H93ZM92 148V149H93ZM106 148V147H105ZM133 148V146H132ZM134 148V149H135ZM204 148H207V147H204ZM234 148V147H233ZM260 148V147H259ZM112 148H109L108 150H111ZM118 149V148H116ZM124 149V148H123ZM122 149V150H123ZM126 149V148H125ZM164 149V148H163ZM167 149V148H166ZM225 149L227 150L228 153H230V149H229V146L228 145H225ZM100 150V149H99ZM105 150V149H104ZM107 150V149H106ZM107 150V154L109 153ZM113 150V149H112ZM130 150V149H129ZM133 150V149H131ZM165 150V149H164ZM208 150V149H207ZM234 150V149H233ZM255 150V149H254ZM262 150V148H261ZM94 151V149H93ZM128 151V150H127ZM136 151V150H134ZM138 151V150H137ZM203 151V149H202ZM223 151H225L223 149ZM188 152V151H187ZM210 152V151H209ZM212 152V150H211ZM219 152V151H218ZM244 152V151H243ZM263 152V151H262ZM94 153V152H93ZM97 153V152H96ZM105 153V151H104ZM113 153V151H112ZM111 153V154H112ZM214 153V152H213ZM226 153V155L228 154ZM264 153V152H263ZM99 154V153H97ZM106 154V153H105ZM115 154V152H114ZM113 154V155H114ZM133 154V153H132ZM135 154V152H134ZM133 154V155H134ZM100 155V154H99ZM104 154H102L103 156ZM112 155V157H113ZM121 155V154H119ZM218 155L217 153L214 155L216 156ZM224 155V154H223ZM61 156V155H60ZM98 156V155H97ZM107 156V155H106ZM111 156V155H110ZM117 156V154H116ZM135 156V155H134ZM211 156V155H210ZM232 156V155H231ZM260 156V154H259ZM90 157V156H89ZM115 157V155H114ZM247 159H248V156H246ZM255 157V156H254ZM257 157V156H256ZM129 158V157H128ZM133 158V157H132ZM201 158V157H200ZM219 158V157H217ZM232 158V157H231ZM235 158V157H234ZM233 158V159H234ZM113 159V158H112ZM118 159V158H117ZM221 159V158H220ZM244 159V157H243ZM242 159V160H243ZM252 159V158H251ZM94 160V159H93ZM124 160V158H123ZM253 160V159H252ZM107 161V160H106ZM122 161V159H121ZM126 161V160H125ZM131 161V159H130ZM133 161V160H132ZM205 161V160H204ZM222 161V159H221ZM231 161V160H230ZM116 162V161H115ZM113 161V164L115 163ZM206 162V161H205ZM237 162V161H236ZM107 163V162H106ZM117 163V162H116ZM119 163V162H118ZM131 163V162H130ZM61 164V163H60ZM127 164V163H126ZM134 164V165H135ZM245 160L244 162H239L238 163V167L240 169H245ZM248 164V163H247ZM251 164V163H250ZM249 165V164H248ZM247 165V166H248ZM113 166V165H112ZM111 166V167H112ZM115 166V164H114ZM122 166V165H120ZM127 166V165H126ZM140 166V167H141ZM234 166V165H233ZM253 168L256 170L257 174L264 180V157L263 156H260L258 159H256L255 161H253V164H252ZM141 167V169H142ZM121 168V167H120ZM134 168V167H133ZM136 168V167H135ZM107 169V168H106ZM112 169V168H111ZM123 169V168H122ZM140 169V170H141ZM129 170V169H127ZM239 170V169H238ZM251 170V169H249ZM109 171V170H108ZM122 171V170H121ZM130 171V170H129ZM213 171V172H214ZM233 171V170H232ZM231 171V172H232ZM247 171V170H245ZM99 172V171H98ZM104 172V171H103ZM107 172V171H106ZM115 172V171H113ZM212 172V173H213ZM229 172V173H228ZM234 172V171H233ZM252 172V171H250ZM111 173V172H109ZM125 173V172H124ZM129 173V172H128ZM127 173V174H128ZM216 173V174H217ZM245 173V172H244ZM248 173V172H247ZM126 174V173H125ZM123 174V175H125ZM136 174H139L138 172ZM142 174V173H141ZM249 174V173H248ZM256 174V175H257ZM88 175V174H87ZM107 175V173L105 174ZM122 175V176H123ZM131 175H135L134 173L131 174ZM143 175V174H142ZM155 175V176H154ZM247 175V174H245ZM251 175V174H250ZM92 176V175H91ZM103 176V175H102ZM108 176V175H107ZM111 176V175H109ZM115 176V174H114ZM118 176V175H117ZM93 177V176H92ZM141 177V176H140ZM244 177V176H242ZM248 177V176H245V178ZM96 178V177H95ZM117 178V177H116ZM128 178V177H127ZM126 178V179H127ZM217 178V177H216ZM111 179V178H110ZM121 179V178H120ZM123 179V178H122ZM121 179V180H122ZM129 179V178H128ZM257 179V178H256ZM91 180V179H90ZM124 180V179H123ZM135 180V179H134ZM140 180V179H139ZM244 180V178L242 179ZM250 180V179H248ZM253 180V179H252ZM258 180V179H257ZM256 180V181H257ZM86 181V180H85ZM118 181V180H117ZM130 181V180H129ZM133 181V180H132ZM131 181V183H132ZM105 182V181H104ZM126 182V181H125ZM138 182V180H137ZM250 182V181H249ZM115 183V182H114ZM128 183V182H127ZM126 183V184H127ZM134 183V182H133ZM103 184V183H102ZM118 184V183H117ZM122 184V183H121ZM125 184V185H126ZM130 184V183H129ZM137 184V183H135ZM134 184V185H135ZM249 184V183H248ZM253 184V183H251ZM114 185V184H113ZM111 185V186H113ZM120 185V183H119ZM235 185H236V188H238V191L235 190ZM246 187H247V184H245ZM100 186V185H99ZM109 186V185H108ZM115 186V185H114ZM132 186V185H131ZM136 186V185H135ZM249 186V185H248ZM253 186V185H251ZM103 187L105 188L106 186H104L103 184ZM119 187V186H118ZM139 187V186H138ZM99 188V187H98ZM108 188V187H106ZM113 188V187H112ZM115 188V187H114ZM132 188V187H131ZM140 188H142L140 186ZM145 188V189H146ZM255 188L259 191H262V186L260 184H256L255 185ZM102 189V188H101ZM122 189V188H121ZM133 189V188H132ZM135 189V188H134ZM137 189V188H136ZM111 190V189H110ZM119 190V189H118ZM148 190H145V191H148ZM121 191V190H120ZM127 191V190H125ZM132 191V190H131ZM130 191V192H131ZM141 191V190H139ZM144 191V192H145ZM148 191V193H149ZM124 192V190H123ZM122 192V193H123ZM137 192V191H136ZM135 192V193H136ZM258 192V191H257ZM263 192V191H262ZM110 193V191H109ZM134 193V194H135ZM254 193V192H253ZM259 193V192H258ZM118 193H116L117 195ZM125 194V192H124ZM138 194V193H137ZM141 194H142V191H141ZM115 195V196H116ZM130 195V194H129ZM114 196V195H113ZM125 196V195H124ZM135 196V200H136V195ZM261 196V195H260ZM259 196V197H260ZM107 197V196H106ZM109 197V196H108ZM144 197V196H143ZM146 197V196H145ZM116 198V197H115ZM140 198H141V195H140ZM122 199H123V196H122ZM121 199V200H122ZM134 199V197H133ZM145 198H143L144 200ZM91 200V199H90ZM109 200V199H108ZM119 200V199H118ZM125 200V198L123 199ZM139 200V199H138ZM141 200V199H140ZM117 201V200H116ZM129 201H131L129 199ZM134 201V200H133ZM132 201V202H133ZM262 201V200H261ZM123 202V201H122ZM128 202V201H127ZM115 203V202H114ZM121 203V201H120ZM129 203V202H128ZM127 203V204H128ZM141 203H142V200H141ZM130 204V203H129ZM132 204V203H131ZM134 204V203H133ZM143 204V203H142ZM262 204V203H261ZM114 205H117V203H115ZM113 205V206H114ZM121 205V204H120ZM135 205H138V203ZM119 207V204L117 205ZM128 206V205H127ZM126 206V207H127ZM93 207V206H92ZM95 207V206H94ZM108 207V206H107ZM112 207V206H111ZM117 207V208H118ZM125 207V205H123V208ZM133 207V206H132ZM139 207V205L137 206ZM141 207V206H140ZM263 207V205H262ZM261 207V208H262ZM141 208H144L143 206ZM119 209V208H118ZM122 209V208H120ZM128 209V208H127ZM146 209V207L144 208ZM151 209L150 207L148 208V210ZM264 209V207L262 208ZM114 210V208H113ZM112 210V211H113ZM116 210V209H115ZM142 210V209H141ZM189 210H194V220L192 219V222L191 223H187L186 221V218L183 217L181 215V211H188ZM241 210H245V216L243 215V213L241 214L240 211ZM124 211V209H123ZM134 211V209H133ZM137 211V209L135 210ZM144 211V210H142ZM147 211V210H145ZM116 212V211H115ZM131 212V211H130ZM187 212V213H188ZM262 212V211H261ZM264 212V211H263ZM103 213V212H102ZM120 213V212H119ZM136 213V212H135ZM142 213V212H140ZM144 213V212H143ZM115 214V213H114ZM118 214V212H117ZM122 214V213H121ZM128 214V213H127ZM131 214V213H130ZM139 214V213H138ZM263 214V213H262ZM116 215V214H115ZM243 215V216H242ZM119 216V215H118ZM134 216V215H133ZM132 216V217H133ZM144 215H142L143 217ZM264 216V215H263ZM126 215H125V219H126ZM136 217V214L135 216ZM138 217V216H137ZM192 217V218H193ZM118 218V217H117ZM196 218V219H195ZM94 219V218H93ZM134 219V218H133ZM141 219V218H140ZM44 220V219H43ZM128 220V218H127ZM254 220V219H253ZM113 221V220H112ZM119 221V220H118ZM125 221V220H124ZM130 221V220H129ZM137 221V219H136ZM196 221L200 224V225H203L204 228L207 229L208 231V234L210 236V240H212L214 242V247H211L208 246V245H203V243H200L198 240H197V237L195 236V231H194V227L196 225ZM257 221V219H256ZM122 222V221H121ZM10 223V222H9ZM119 223V222H118ZM132 223V221H131ZM139 223H140V220H139ZM197 223V224H198ZM217 223V224H216ZM127 224V223H126ZM136 224V223H135ZM142 224V223H141ZM256 224V223H255ZM199 225V226H200ZM127 226V225H126ZM129 226V225H128ZM135 226V225H134ZM140 226V225H139ZM138 226V227H139ZM141 227V226H140ZM148 227V226H147ZM201 227V226H200ZM249 227V226H248ZM134 228V227H133ZM136 228V227H135ZM128 229V228H127ZM126 229V230H127ZM145 229V228H144ZM143 229V230H144ZM156 229V230H157ZM202 230V228H200ZM199 229V230H200ZM135 230V229H134ZM147 231H149L147 235H150V237L152 239H156L155 241H157V234L155 232V230L153 228H147L146 229ZM198 230V229H197ZM126 232V231H125ZM141 232V231H140ZM203 232V231H202ZM201 232V233H202ZM145 233V232H144ZM143 233V234H144ZM207 233V232H206ZM142 234V233H141ZM205 234V233H204ZM136 235V234H135ZM146 235V234H145ZM197 235V234H196ZM203 235V234H202ZM207 235V234H206ZM132 236V235H130ZM204 236V235H203ZM208 236V235H207ZM206 236V237H207ZM137 238V237H136ZM142 238V237H141ZM166 238V237H165ZM208 238V237H207ZM206 238V239H207ZM141 240V239H140ZM209 240V239H208ZM209 240V241H210ZM138 241V240H137ZM154 241V240H153ZM145 242V241H144ZM158 242V241H157ZM206 242V241H205ZM204 242V243H205ZM156 243V242H155ZM159 243V242H158ZM157 243V244H158ZM208 243V242H206ZM205 243V244H206ZM156 244V245H157ZM143 246V245H142ZM151 246V245H150ZM159 246V245H158ZM138 247V246H137ZM147 248V247H146ZM252 248V247H251ZM255 248V246H254ZM138 250V249H137ZM162 250V249H161ZM250 250V249H249ZM150 252V251H149ZM251 252V250H250ZM137 253V252H135ZM142 253V252H141ZM157 253V252H156ZM252 255V254H251ZM156 256V255H155ZM158 256V255H157ZM255 256V255H254ZM145 257V256H144ZM176 257V256H175ZM151 259V258H150ZM260 259V258H259ZM257 259V260H259ZM181 260V258H180ZM254 261V260H253ZM99 263V262H98ZM141 263V262H140ZM143 263V262H142Z\"/></svg>","mask_w":264,"mask_h":264}]
</instances>
